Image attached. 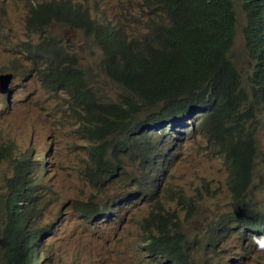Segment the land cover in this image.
Segmentation results:
<instances>
[{"label":"clouds","instance_id":"clouds-1","mask_svg":"<svg viewBox=\"0 0 264 264\" xmlns=\"http://www.w3.org/2000/svg\"><path fill=\"white\" fill-rule=\"evenodd\" d=\"M101 2L105 7L100 4L91 7L89 0L27 2L31 6L26 15V29L37 41H20L18 37L0 33V48L11 56L0 65V264H56L55 248L65 253L61 257L62 264H105L117 252L111 246L129 239L142 246L132 247L137 253L129 257L132 264H249V261L264 264V187H256L247 197L257 174V156L262 157L264 164L262 142L256 132L248 128V122L255 116L253 104L256 102L263 116L261 129L264 133V0H234L230 14L234 39L229 62L239 87L247 95L249 109L247 113L241 109L236 116L241 120L243 132L252 138L255 152L251 159L246 153L234 150L230 143L221 146L226 139L224 127H229L231 122L226 124L212 115L205 117L213 92L205 72L199 79L198 101L193 102L190 109L165 116L164 103L153 107L139 104L133 120H119L105 114L100 128L108 125L107 134L97 138L95 129L83 120L92 114L97 121L102 116L101 110L95 109L98 106L122 105L140 67L138 59L150 56L151 50H161L165 45L161 44L162 38L167 42L179 37L178 33L169 34L173 30L172 0H140L138 11L130 22H138L143 28L137 31L132 27L130 33L107 4ZM52 3L60 7L63 14H68L66 22L58 20L59 15L54 10L50 11ZM43 6L46 7L45 19L42 18ZM255 15H258V24L253 29ZM53 21L84 31V36L91 38L101 52L98 75L120 90L115 103L106 102L94 89L95 70L76 66L79 61L76 56L69 55L61 44L63 40L50 38L48 29ZM106 28L117 40L109 52L101 43L103 36L98 34ZM240 32H243L253 62V77L248 79L246 86L242 85L233 60ZM248 32L257 33L248 37ZM132 42L136 49L134 56H122L123 47ZM139 49L144 52L138 53ZM51 61L55 62L53 67L49 65ZM37 69L46 92L59 96L58 109L50 107L44 93V99L34 100L32 94L20 86L22 83L17 82L33 77ZM219 76L224 79L221 69ZM68 123L77 125L75 133L91 145L89 160L93 166L86 171L85 179L99 184L95 194L74 179L75 186L65 198L47 190L58 182L60 174L58 142L52 126ZM89 133L93 134V141L88 139ZM16 136L25 139L22 148H14ZM188 146L205 148L223 158L228 184L230 176L237 175L242 168L249 167L251 171V182L244 189L237 191L229 184L233 195L230 208L236 210V215L228 214L227 219L218 216L208 221L202 237L192 236L189 230L179 232L178 214L160 212L162 203L178 201L182 210H186L185 218L190 219L204 206L202 203L214 204L213 193L207 187L197 186L198 177L191 179L190 187H196L191 192L182 187L174 190L165 183ZM128 160H133L138 174L131 182L119 186L120 191L110 195L106 189L110 180L105 181L103 176L113 177L119 168L118 175L128 176L125 166ZM96 171L97 177L93 176ZM161 199L164 202H159ZM147 202L154 206L148 214L134 218L127 213ZM50 204L54 206L49 208ZM133 221L144 233L135 238H132ZM241 240L245 243L241 244ZM192 251L198 252L191 257Z\"/></svg>","mask_w":264,"mask_h":264},{"label":"rangeland","instance_id":"rangeland-1","mask_svg":"<svg viewBox=\"0 0 264 264\" xmlns=\"http://www.w3.org/2000/svg\"><path fill=\"white\" fill-rule=\"evenodd\" d=\"M43 1L44 0H0V33H7L11 37H18L17 39L20 41L36 42L37 37H32L30 30L26 29V15L28 8L31 6V4L27 2L38 4ZM101 1L107 4V8L123 27L129 28L128 33H130L132 27L137 31L142 30L143 26L140 23L135 22L132 24L130 22V18L138 11L137 5L140 0H89V5L93 7L94 4H100V7H105ZM96 13L100 17L102 16L100 12ZM140 19L144 20V18ZM48 30L50 38L53 40L62 39L63 41L61 44L65 47L66 51H68L69 55L76 56V59L79 61L76 66L80 67L82 70L87 68L95 70L92 78V81L96 84L94 89L105 98L106 102L115 103L118 100L120 90L115 89L98 75V61L101 52L95 46L91 38L87 39L84 36V31L63 27L56 21L50 24ZM9 54V52L2 51L0 48V65L4 64L8 59H11ZM233 57L241 75L242 85L246 86L248 79L253 77V62L250 59L248 48L245 45L243 32H240L237 36ZM37 71L38 69L34 72L33 77L31 76L24 81L17 80V82L22 83L20 86L24 87L26 92H30L34 100L40 101L46 96L50 107L58 109L59 96H54V94L46 92ZM249 71H251L250 74H248ZM253 105L255 107V116L248 122V128L256 132L257 138L262 142V146L264 147V133L261 129L263 116L260 115L259 105L256 102H254ZM77 128L78 126L74 123H68L66 126L60 124L52 126L53 135L58 142L57 152L59 155L58 164L60 167V174L58 182L51 185L47 190L55 194H61L62 198L67 197L70 194V188L75 186L72 182L73 179L75 183H80V185L83 184L89 192H93L94 194L97 192V187L99 186V184H92L91 181L85 179L86 171L93 166L92 161L89 160L91 145L87 141L82 140L75 133ZM24 144L25 139L21 138V136L14 137V148H22ZM257 158L258 168L255 182L250 186L251 188L249 189L247 197L252 194L256 187H264V164H262L261 156H257ZM125 166L129 173L128 176L125 173H123L122 176L118 175L121 173V168L117 170L113 177L103 176L105 181L110 180L106 187L110 195L116 193V191H120L119 186L131 182L133 180L132 177L138 174L137 170L133 168V160L126 161ZM6 167L7 165L4 166L5 169ZM227 175V167L223 158L213 153L211 154V152L205 150V148L196 149L188 146V148L185 149L184 155L177 161L176 166L167 177L165 183L168 182L167 187H172L174 190L182 187L186 190L189 189L191 192L196 188L190 187L191 179L198 177L200 180L196 182L197 186L199 188L207 187L209 192L213 193L215 196L214 204L209 202L205 204L202 203L201 205L204 206H202L190 219H186V210H182L178 201L162 203L164 201L161 199L159 200V202L162 203L160 212L163 214L169 213L170 215H172V213L178 214L180 218L179 232L189 230L192 236H204L208 221L218 216L222 219H227L228 214L232 216L236 215V210L230 208L233 195L231 192L232 187L226 182ZM259 193L260 192H258V196H260ZM154 205L156 206L158 203L154 202ZM53 206V204H50L49 208ZM152 207L154 206L147 202L139 204L131 210H127V213L134 218H139L142 215L148 214ZM132 227L134 228L132 238H135V235L144 234L143 230L137 226L135 221H133ZM240 243L242 244L245 242L241 240ZM56 244L59 246V240ZM132 247L142 248L141 243L137 244L132 239L113 244L111 248L117 252L111 255L105 264H132L133 260L129 257H135L137 255V253L132 250ZM55 251L56 264H62L63 259L61 257L64 256V251L56 248ZM197 252L198 251H192L190 253L191 257ZM249 264H251L250 261Z\"/></svg>","mask_w":264,"mask_h":264},{"label":"trees","instance_id":"trees-1","mask_svg":"<svg viewBox=\"0 0 264 264\" xmlns=\"http://www.w3.org/2000/svg\"><path fill=\"white\" fill-rule=\"evenodd\" d=\"M249 1V0H245ZM234 0H172V28L169 34L178 33L176 41L161 39L165 44L161 50L151 52L144 59L140 58V67L137 70L133 82L129 85L122 105L112 108L98 106L102 116L97 120L96 116H89L83 120L84 124L95 129L97 138H103L107 134L108 125L100 128V123L105 114H111L119 120H133L138 112L137 106L153 107L160 103L165 104L163 113L167 116L170 112H182L190 109L193 102H197V92L200 90V75L207 73L212 83V95L209 97L207 107L210 115L218 117L229 127H224L225 140L221 146L230 143L237 152L246 153L252 158L255 149L249 134L242 130L241 120L236 116L243 109L247 113V95L239 87L235 72L231 71L229 52L234 39V25L230 22V14ZM59 15L58 20L66 22L68 14H63L62 9L54 3L50 4ZM42 18L46 7H42ZM258 24V15L254 17L253 29ZM257 32H248L255 35ZM101 43L109 52L113 45L116 46V38H112L109 29L99 31ZM144 38L148 40V36ZM136 52L135 43L126 44L121 50L122 56L132 58ZM144 52L139 49L138 53ZM146 63V65H144ZM53 67L55 62H49ZM143 65V67H141ZM221 69L224 79L219 76ZM64 80H59V82ZM107 123L108 120H107ZM91 141L93 134L89 133ZM104 151L103 147H99ZM97 148V150L99 149ZM253 167V163H251ZM98 176V171L93 173ZM230 185L234 190L244 189L251 182L249 167L242 168L237 175H232ZM233 180V181H232ZM18 262V258H16Z\"/></svg>","mask_w":264,"mask_h":264}]
</instances>
